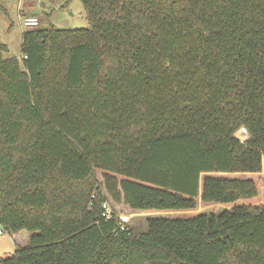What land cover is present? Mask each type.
<instances>
[{
    "label": "trees",
    "instance_id": "1",
    "mask_svg": "<svg viewBox=\"0 0 264 264\" xmlns=\"http://www.w3.org/2000/svg\"><path fill=\"white\" fill-rule=\"evenodd\" d=\"M82 2L0 41V264H264V0Z\"/></svg>",
    "mask_w": 264,
    "mask_h": 264
},
{
    "label": "rangeland",
    "instance_id": "2",
    "mask_svg": "<svg viewBox=\"0 0 264 264\" xmlns=\"http://www.w3.org/2000/svg\"><path fill=\"white\" fill-rule=\"evenodd\" d=\"M3 9H0V41L7 43L8 50L5 56L21 58L22 33L27 29L21 19V14H33L35 10L39 17L40 28L55 26L58 28H82L89 25L86 9L82 0H31L24 3L22 11L18 10V0H1ZM221 206H202L198 211H219ZM115 210V209H114ZM126 218L128 227L135 234L146 230L147 221L144 213L131 212ZM180 215H189L188 212ZM0 254L14 252L18 245L26 242L22 236L13 238L11 233L0 222Z\"/></svg>",
    "mask_w": 264,
    "mask_h": 264
},
{
    "label": "built area",
    "instance_id": "3",
    "mask_svg": "<svg viewBox=\"0 0 264 264\" xmlns=\"http://www.w3.org/2000/svg\"><path fill=\"white\" fill-rule=\"evenodd\" d=\"M27 1H31V0H18V10L21 12L23 5L25 2ZM21 19H22V23L25 27H32V26H36L39 23V17L36 14H29V15H24L21 14ZM103 215L106 218H110L113 214H114V208L111 205V203L108 200H104L103 204ZM118 217V225L120 226L121 229H124L126 227V222H123V214L122 213H118L116 214ZM2 232L1 229V224H0V233Z\"/></svg>",
    "mask_w": 264,
    "mask_h": 264
},
{
    "label": "crops",
    "instance_id": "4",
    "mask_svg": "<svg viewBox=\"0 0 264 264\" xmlns=\"http://www.w3.org/2000/svg\"><path fill=\"white\" fill-rule=\"evenodd\" d=\"M40 12V10L39 9H37V10H35L34 11V13L33 14H36V13H39ZM37 15V14H36Z\"/></svg>",
    "mask_w": 264,
    "mask_h": 264
}]
</instances>
